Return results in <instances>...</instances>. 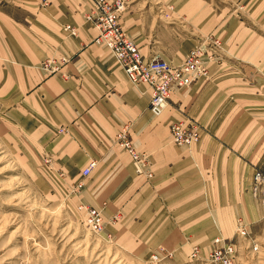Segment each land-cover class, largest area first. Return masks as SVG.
<instances>
[{"label": "crops", "instance_id": "obj_1", "mask_svg": "<svg viewBox=\"0 0 264 264\" xmlns=\"http://www.w3.org/2000/svg\"><path fill=\"white\" fill-rule=\"evenodd\" d=\"M237 1L247 2V19L229 23L208 0H127L119 24L146 61L180 63L208 33L222 43L220 62L174 90L159 116L149 112L146 85L132 84L110 52L93 43L96 31L84 21L93 0L21 2L41 6L45 55L69 61L58 73L14 72L24 90L15 92L13 103L20 104L13 110L29 119L24 128L38 135L52 172L74 177L77 200L98 209L104 230L127 248L172 250L189 240L207 249L214 236L230 237L238 222L254 223L260 214L252 188L254 172L264 174V0ZM66 28L77 32L66 36ZM180 121L198 127L197 144L171 143L169 127ZM124 126L148 156L151 178L136 175L116 144ZM90 161L95 167L84 177ZM116 214L119 223L110 224Z\"/></svg>", "mask_w": 264, "mask_h": 264}, {"label": "rangeland", "instance_id": "obj_2", "mask_svg": "<svg viewBox=\"0 0 264 264\" xmlns=\"http://www.w3.org/2000/svg\"><path fill=\"white\" fill-rule=\"evenodd\" d=\"M22 1L0 0V264H151L150 255L161 245L150 247L152 252L144 245L127 248L111 237L110 230L98 235L89 231L76 210L79 184L71 175L52 172L49 158L40 151L38 135L24 128L27 125L29 130V119L21 109L13 110L20 104L17 99L13 103L15 92L24 88L10 76L23 68L49 74L42 70L41 63L59 57L45 55L47 31L37 28L41 6H23ZM208 1L214 10L228 16L229 23L247 19V2ZM251 8L259 6L256 3ZM260 33L264 36V30ZM222 49L216 52L215 63L220 62ZM261 208L254 223L242 222L247 231L245 238L235 234L237 227L232 236L222 237L235 246V264H264ZM119 220L109 223L118 224ZM214 238L207 249L200 246L197 261L188 259L189 250L196 246L188 240L172 250L162 246L173 251L174 257L156 264H207L205 257Z\"/></svg>", "mask_w": 264, "mask_h": 264}, {"label": "built area", "instance_id": "obj_3", "mask_svg": "<svg viewBox=\"0 0 264 264\" xmlns=\"http://www.w3.org/2000/svg\"><path fill=\"white\" fill-rule=\"evenodd\" d=\"M127 0H93L89 13L84 21L92 25L96 31L93 43L106 48L114 57L116 64L123 70L127 79L134 85H146L149 89V112L159 116L166 109L171 93L176 89H183L199 78L207 75L209 65L217 62L216 52L222 48L221 41L213 34L205 35L198 45L191 49L180 63H172L159 59L144 60L138 47L128 38L119 24V15L126 8ZM75 35L74 29H64ZM69 61L68 57L59 56L58 59L44 60L41 68L49 74L58 73ZM169 134L171 143L178 147H191L200 140L199 129L196 125L180 121L170 125ZM116 144L130 157L136 175L151 178L145 153L138 152L130 137L128 126H124L115 136ZM45 162H49L45 161ZM95 167L90 161L82 170V176H88ZM80 185H78L79 187ZM77 187V188H78ZM252 192L260 196V203L264 212V174L255 171L253 175ZM76 210L83 217L84 225L93 234L98 235L104 229L105 222L98 209L78 202ZM120 216L114 215L111 219L115 223ZM245 225L237 223L235 234L245 238ZM188 259H200L198 246H192ZM174 252L160 246L149 257V263L156 264L162 260L172 259ZM236 250L233 243L216 237L212 240L205 261L207 264H235Z\"/></svg>", "mask_w": 264, "mask_h": 264}, {"label": "bare ground", "instance_id": "obj_4", "mask_svg": "<svg viewBox=\"0 0 264 264\" xmlns=\"http://www.w3.org/2000/svg\"><path fill=\"white\" fill-rule=\"evenodd\" d=\"M129 38V37H128ZM111 54V53H110ZM112 55V54H111ZM114 58V57H113ZM115 60V59H114ZM123 71V70H122ZM125 74V73H124ZM104 230V229H103ZM216 238V237H215ZM190 254V253H189Z\"/></svg>", "mask_w": 264, "mask_h": 264}]
</instances>
